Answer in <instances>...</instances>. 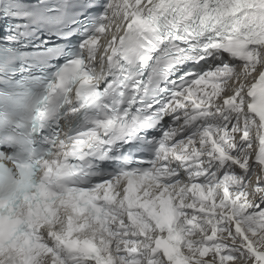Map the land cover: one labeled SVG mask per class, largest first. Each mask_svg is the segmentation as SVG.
I'll return each instance as SVG.
<instances>
[{"label":"snow or ice","instance_id":"1","mask_svg":"<svg viewBox=\"0 0 264 264\" xmlns=\"http://www.w3.org/2000/svg\"><path fill=\"white\" fill-rule=\"evenodd\" d=\"M0 264H264V0H0Z\"/></svg>","mask_w":264,"mask_h":264}]
</instances>
